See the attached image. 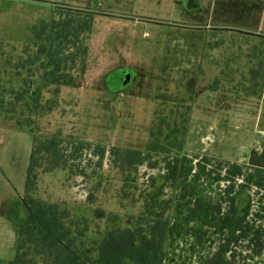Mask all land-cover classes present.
<instances>
[{"label": "rangeland", "instance_id": "374dc122", "mask_svg": "<svg viewBox=\"0 0 264 264\" xmlns=\"http://www.w3.org/2000/svg\"><path fill=\"white\" fill-rule=\"evenodd\" d=\"M69 17L81 29L77 46L63 55L64 83L43 87L38 64H31L37 34ZM17 93L25 94L16 105L22 121L29 94L56 106L26 130L0 115V264L15 256L33 134L72 135L105 149L101 161L79 153L74 166L85 177L39 174L32 194L68 210L84 230V248L133 223L148 194L164 201L173 195L163 161L176 150L150 146L172 144L181 148L178 156L238 164L264 150V0H0V94ZM116 149L149 151L126 188L112 163ZM202 188L214 200L223 183L204 181ZM189 229L166 241L165 264H201L212 251ZM249 264H264V250Z\"/></svg>", "mask_w": 264, "mask_h": 264}, {"label": "trees", "instance_id": "16d2710c", "mask_svg": "<svg viewBox=\"0 0 264 264\" xmlns=\"http://www.w3.org/2000/svg\"><path fill=\"white\" fill-rule=\"evenodd\" d=\"M80 29L74 26L73 17H69L52 20L37 34L41 43L31 64H38L37 79L43 87L64 81L62 73L69 57L63 55L68 48L77 46ZM76 50L72 57L80 53L79 48ZM82 53L85 50H81ZM24 99L25 94H0V115L14 120L19 130L32 127L33 117L43 116L56 106L53 100L42 103L38 95L29 94L28 114L22 121L23 114H16V105ZM169 146L152 145L150 149L176 150V155L167 154L163 161L165 183L173 195L164 201L158 200V195L148 194L142 212L133 223L127 222L124 229L106 230L101 239L84 248V230L77 228L68 210L34 199L32 194L39 174L62 170L85 177V169L74 166L79 153L87 151V155L101 161L105 149L74 140L72 135L33 134L25 176V211L18 224L15 256L9 264H32L31 259L27 260L28 254L44 264H165V243L183 226H190L189 234L197 244L204 240L212 245H209L212 251L200 260L201 264H249L261 256L264 250V150H251L247 163L238 164L212 162L206 156L193 160L178 156L180 147ZM148 153L130 149L112 151V163L122 176L123 187L134 181L129 178L130 171L147 163ZM204 181L223 183L214 200L203 193ZM245 195L247 201L241 205ZM90 197L88 202H91ZM253 204H256L255 209ZM102 217V211L95 212L96 219Z\"/></svg>", "mask_w": 264, "mask_h": 264}]
</instances>
